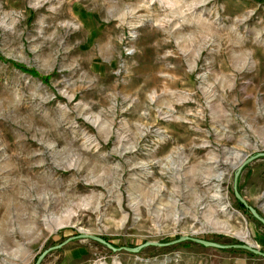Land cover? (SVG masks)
I'll use <instances>...</instances> for the list:
<instances>
[{
	"label": "rangeland",
	"instance_id": "1",
	"mask_svg": "<svg viewBox=\"0 0 264 264\" xmlns=\"http://www.w3.org/2000/svg\"><path fill=\"white\" fill-rule=\"evenodd\" d=\"M262 151L264 0H0V264H264Z\"/></svg>",
	"mask_w": 264,
	"mask_h": 264
},
{
	"label": "water",
	"instance_id": "2",
	"mask_svg": "<svg viewBox=\"0 0 264 264\" xmlns=\"http://www.w3.org/2000/svg\"><path fill=\"white\" fill-rule=\"evenodd\" d=\"M264 156V151L262 152H258L256 153L254 156L252 157H248L246 158L245 160L241 161L239 165H237V170H236V173H235V179H234V192L237 196V198L246 206L250 209V211L253 213V215L259 219L260 221H262L264 223V217H262L259 213L256 212V210L251 206L249 205L248 201L241 195V193L239 192V179H240V176H241V173L244 169V167L246 165H248L249 163L252 162L253 159L255 158H258V157H262ZM81 239V238H90V239H94L96 241H99L105 245H107L108 247H110L113 251L117 252V251H120V250H127L129 252H133V253H137L139 252L142 248L146 247V246H149V245H165V244H162L160 242H156V241H147L145 242L144 244H141V245H138L136 247H129V246H121V247H116L114 246L111 242L107 241L106 239L100 237V236H97V235H93V234H88V233H80L78 235H74L70 238H68L67 240H65L63 243L57 245V246H54V247H50L48 248L47 250H45L40 256L39 258L37 259L36 263L35 264H41L43 258L47 255V253L51 250H54V249H58L64 245H66L68 242L74 240V239ZM184 240H191V241H194V242H197L201 245H204V246H214V247H227L225 245H222L220 243H217V242H214V241H211V240H208V239H204V238H199V237H194V236H189V235H186V236H182L180 237L178 240H175L171 243H177V242H181V241H184ZM243 243L241 244H235V245H232L233 247L235 248H243V249H246L248 251H251L255 254H262L264 255V252L260 251L259 249L255 248L254 246H252L251 244H249L248 242H246L245 240H241ZM169 243H167L166 245H168Z\"/></svg>",
	"mask_w": 264,
	"mask_h": 264
},
{
	"label": "trees",
	"instance_id": "3",
	"mask_svg": "<svg viewBox=\"0 0 264 264\" xmlns=\"http://www.w3.org/2000/svg\"><path fill=\"white\" fill-rule=\"evenodd\" d=\"M11 62L13 63L14 66H16V67H18V68H20V69H22V70H24V71H26V72H28L30 74H33V75H36V76L39 75L35 69L28 68L25 65H23L22 63H19V62H16V61H11ZM41 77H42L43 80L48 81L47 77H44V76H41ZM237 200H238L239 204L241 205V207H244L246 209V211H247L248 207H246L238 198H237ZM112 244L115 245L114 243H112Z\"/></svg>",
	"mask_w": 264,
	"mask_h": 264
},
{
	"label": "bare ground",
	"instance_id": "4",
	"mask_svg": "<svg viewBox=\"0 0 264 264\" xmlns=\"http://www.w3.org/2000/svg\"><path fill=\"white\" fill-rule=\"evenodd\" d=\"M224 208H227V207H224ZM224 208H223V210H224ZM64 223L72 224L73 220L69 219L68 221H65ZM215 227H216V229H218V228L226 227V225L225 224H223V225L222 224H215Z\"/></svg>",
	"mask_w": 264,
	"mask_h": 264
},
{
	"label": "flooded vegetation",
	"instance_id": "5",
	"mask_svg": "<svg viewBox=\"0 0 264 264\" xmlns=\"http://www.w3.org/2000/svg\"><path fill=\"white\" fill-rule=\"evenodd\" d=\"M115 246V245H114ZM117 247V246H116Z\"/></svg>",
	"mask_w": 264,
	"mask_h": 264
}]
</instances>
